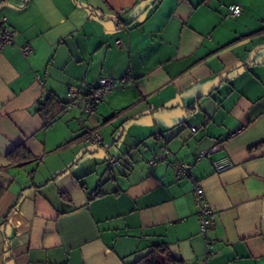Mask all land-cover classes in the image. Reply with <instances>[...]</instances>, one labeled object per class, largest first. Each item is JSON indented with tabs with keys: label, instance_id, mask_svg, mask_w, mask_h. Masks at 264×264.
Here are the masks:
<instances>
[{
	"label": "crops",
	"instance_id": "0c3cea01",
	"mask_svg": "<svg viewBox=\"0 0 264 264\" xmlns=\"http://www.w3.org/2000/svg\"><path fill=\"white\" fill-rule=\"evenodd\" d=\"M0 15V264H133L155 243L185 264H264V0H5ZM126 74L90 112L65 108ZM177 161L215 211L207 237Z\"/></svg>",
	"mask_w": 264,
	"mask_h": 264
},
{
	"label": "built area",
	"instance_id": "2783aa9c",
	"mask_svg": "<svg viewBox=\"0 0 264 264\" xmlns=\"http://www.w3.org/2000/svg\"><path fill=\"white\" fill-rule=\"evenodd\" d=\"M5 0H0L2 3ZM242 12V6L239 3H230L227 5V17H237ZM118 25V24H116ZM13 30L10 24L8 23V19L5 15H0V51L5 47L13 43ZM119 47H124V44L118 39L115 41ZM20 50L23 54H26L31 51V47L29 45H24L20 47ZM131 81V77L129 74L124 75L123 77L114 80L110 77H101L97 81V85L89 86V90L85 95H80L76 90L70 89L68 93L67 100V108L68 109H83L86 112H90L92 107L97 104L102 95L108 90L112 89L118 83H127ZM197 127L195 125H190V130L195 131ZM83 141L89 143L90 145L98 144L101 141V135L98 132V129H92L87 131L82 136ZM217 146L212 147L209 150H203L199 153V157L207 156L211 151H214ZM165 156V153H160L157 157L158 160L162 159ZM157 160H150V164L156 163ZM108 166L111 167L115 163V158L113 155H110L108 158ZM215 172L219 173L224 170H227L233 167V162L228 158L224 157L221 159L212 161ZM174 170L176 178L181 177H189L191 182L193 183V198L194 202L197 206V217L200 226V232L203 237H207V233L215 227L216 218L215 211L209 205L208 201L205 198L204 191L202 187L198 184V182L193 178L190 173L189 163L185 161H177L174 163ZM95 194L92 191L89 194V198ZM213 239H208L206 241L207 250L210 251V246L213 243Z\"/></svg>",
	"mask_w": 264,
	"mask_h": 264
},
{
	"label": "trees",
	"instance_id": "16d2710c",
	"mask_svg": "<svg viewBox=\"0 0 264 264\" xmlns=\"http://www.w3.org/2000/svg\"><path fill=\"white\" fill-rule=\"evenodd\" d=\"M66 104H67V101L65 103V108L67 109ZM45 106L46 104L42 106L41 109H43ZM20 147L21 146H17V149H22L20 150L22 151V154L19 156L20 158L18 160H25L30 156L29 152L25 150L24 148H20ZM4 192H5V188L0 185V198ZM94 192H95L94 195H96L97 194L96 191ZM133 264H185V262L182 259L174 256L169 251L166 244L155 243L152 245L150 251L147 254H145L143 257H141L139 260H137Z\"/></svg>",
	"mask_w": 264,
	"mask_h": 264
},
{
	"label": "rangeland",
	"instance_id": "374dc122",
	"mask_svg": "<svg viewBox=\"0 0 264 264\" xmlns=\"http://www.w3.org/2000/svg\"><path fill=\"white\" fill-rule=\"evenodd\" d=\"M235 3H238V2H235ZM240 4V3H239ZM241 5V4H240Z\"/></svg>",
	"mask_w": 264,
	"mask_h": 264
}]
</instances>
